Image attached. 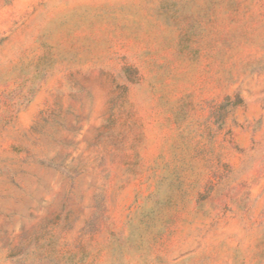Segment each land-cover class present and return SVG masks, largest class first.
<instances>
[{
	"label": "rangeland",
	"instance_id": "obj_1",
	"mask_svg": "<svg viewBox=\"0 0 264 264\" xmlns=\"http://www.w3.org/2000/svg\"><path fill=\"white\" fill-rule=\"evenodd\" d=\"M0 264H264V0H0Z\"/></svg>",
	"mask_w": 264,
	"mask_h": 264
}]
</instances>
